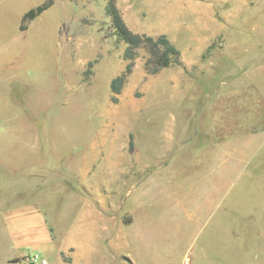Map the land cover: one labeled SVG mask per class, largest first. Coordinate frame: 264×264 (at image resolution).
<instances>
[{"label":"rangeland","instance_id":"rangeland-1","mask_svg":"<svg viewBox=\"0 0 264 264\" xmlns=\"http://www.w3.org/2000/svg\"><path fill=\"white\" fill-rule=\"evenodd\" d=\"M107 4L0 0V264H264V0H116L182 62L138 48L116 102Z\"/></svg>","mask_w":264,"mask_h":264},{"label":"trees","instance_id":"trees-1","mask_svg":"<svg viewBox=\"0 0 264 264\" xmlns=\"http://www.w3.org/2000/svg\"><path fill=\"white\" fill-rule=\"evenodd\" d=\"M107 13L111 17V25L117 38L126 43L127 47L124 51V58L127 64L123 73L114 77L111 81V90L114 94L112 100L117 101V95L121 93L122 87L132 72L134 66V59L137 56L136 50L144 48L148 52V59L146 61V69L149 72L157 73L162 68L171 65H181V50L175 45L166 34H161L157 37L135 33L126 24L116 0H107ZM51 2L31 9L24 18V21H30L46 9ZM26 27V26H25Z\"/></svg>","mask_w":264,"mask_h":264},{"label":"crops","instance_id":"crops-1","mask_svg":"<svg viewBox=\"0 0 264 264\" xmlns=\"http://www.w3.org/2000/svg\"><path fill=\"white\" fill-rule=\"evenodd\" d=\"M7 224L10 231L12 232H32L37 231L38 228L46 225V220L44 219L41 211L36 207L24 206L17 215H12L8 217ZM23 233V234H24ZM28 238L27 235H22ZM27 241V240H26ZM36 249L40 250V253L47 257V255H54L56 253V243L53 236L48 235V238L41 240L40 242L32 243Z\"/></svg>","mask_w":264,"mask_h":264},{"label":"built area","instance_id":"built-area-1","mask_svg":"<svg viewBox=\"0 0 264 264\" xmlns=\"http://www.w3.org/2000/svg\"><path fill=\"white\" fill-rule=\"evenodd\" d=\"M40 261H41V257L38 253L30 254L27 257V263L28 264H40Z\"/></svg>","mask_w":264,"mask_h":264}]
</instances>
